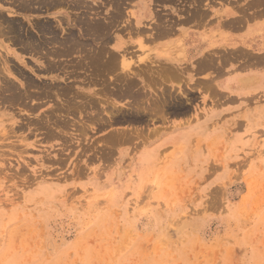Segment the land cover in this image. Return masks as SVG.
I'll list each match as a JSON object with an SVG mask.
<instances>
[{"label":"rangeland","instance_id":"rangeland-1","mask_svg":"<svg viewBox=\"0 0 264 264\" xmlns=\"http://www.w3.org/2000/svg\"><path fill=\"white\" fill-rule=\"evenodd\" d=\"M217 1H210L211 9L231 7L223 1L218 5ZM9 7L4 4L1 10ZM138 8L139 2L132 0L126 11L138 13ZM107 9L104 8L108 13ZM76 13L62 6L11 16L23 22L27 18L54 20L55 16L71 21ZM149 15L147 10L142 24L152 20ZM131 21L135 23V18ZM248 31L250 34L254 30ZM119 35L117 46L109 48L125 51L133 62L147 54L156 58L170 54L158 51V43L146 41L145 37L127 32ZM189 43L187 40L185 46ZM175 45L169 48L173 55L183 50L180 44ZM21 56L30 59L24 53ZM197 56L187 57L189 62L180 65H189ZM29 61L31 68L34 63ZM18 68L25 70L24 75L37 86L50 81L49 76L33 73L28 67ZM232 74L219 83L226 82ZM9 78L18 86L24 82L20 76ZM195 78L189 82L183 78V85L179 83L190 98V115L167 114L163 123L161 118L135 124L118 122L102 130L91 124L94 130L81 142L74 138L71 128L68 133L72 137L67 142L70 145L64 147L60 139H49L48 123L41 125L46 129L28 127L40 115L47 119L48 108L55 101H42L35 112H20L23 107L19 106L6 109L14 114V127L22 124L25 129L20 128L9 140L0 142V151L10 157L7 153H12L13 147L9 144H28L29 151L22 155L23 160H0V264H264V85L258 95L250 88L251 95L238 96L232 84L233 98L254 100L239 106L229 103L230 106L223 98L213 105L208 95L192 87ZM69 84L78 86L76 82ZM172 85L166 89L174 98H181L176 82ZM114 102L123 113L127 112L124 105L128 99ZM0 112H4L2 108ZM198 117L200 123L196 121ZM3 119L0 128L7 130L13 121ZM156 127L159 133L151 131V137L150 130ZM130 128L144 130L134 141L117 145L109 160H98L93 152L82 151L88 143L102 146V139L114 129ZM61 147L66 148V160H39L46 155L56 158Z\"/></svg>","mask_w":264,"mask_h":264},{"label":"bare ground","instance_id":"bare-ground-1","mask_svg":"<svg viewBox=\"0 0 264 264\" xmlns=\"http://www.w3.org/2000/svg\"><path fill=\"white\" fill-rule=\"evenodd\" d=\"M137 1L141 6L138 8V13L134 11L128 13L126 10L132 0H0V108L4 111L0 112V122H3V117L8 122L13 121L7 130L5 127L0 128V142L9 140L20 128L25 129L22 124V127L19 125L14 127L16 125L14 114L11 115L12 113L5 111L6 109L19 106L23 107L19 109L20 112L23 110L35 112L45 100L55 101L54 104L51 102L53 105L48 108L47 119L43 116L40 118V115L31 120L28 127L30 125L40 127L48 123L49 139L51 137L60 139L64 147L68 145V140H71L72 134L68 133L71 128L75 132L74 138L78 140L80 138L81 142L86 141L89 138V132L94 130L91 124L99 130L101 127L104 128L110 124L112 126L113 123L118 122L135 124L145 120L153 122L161 118L163 123L167 119V114L188 115L192 107H189V110L190 98L186 97L188 94L185 95L186 93L184 94V90L181 89L183 78H187L189 82L191 81L189 79L196 77L194 81L192 80L194 84H191L192 87L195 86L197 90H201L204 96L208 95L213 105L223 98H227L228 104L236 103V106L242 104L241 102L254 100L249 97L246 99L238 97L237 100L233 98L230 95L232 84L236 85L237 93L235 94L238 96H243L244 93L251 95L250 88L254 89L253 94L258 95L261 92V86L264 85V24L260 25L258 20L264 18V0H235L237 3H233L234 0H216L217 4L223 1L224 4L231 6H221L216 10L211 9V0ZM4 4L10 6L6 11L1 10ZM62 6L77 12L74 19L68 21L63 20L61 16H55L54 20L27 18L26 22H23L11 16L17 12L34 14L47 12ZM104 8H108V13ZM147 10L152 20L142 24V19L147 16ZM3 13L6 15L8 13L9 16H4ZM139 14L141 15L138 17ZM132 18H135V23L131 21ZM26 23L29 24L28 27H31L29 28L31 31L25 27ZM252 24L256 25L258 32L250 35L248 30ZM186 26L202 31L199 34L192 32L187 37L189 31L183 29ZM238 31H244V33L229 34ZM126 32L136 37H145V40L151 43L179 36L180 40L178 39L175 46L180 44L183 50L176 55L167 54L161 58L147 54L139 58L138 62H133L126 57L125 51L113 49L117 46L119 34ZM187 40L190 41L189 53H186L184 47ZM3 42L7 44L4 45ZM138 42H141L140 38ZM236 44L241 46L229 48ZM109 45L113 48H109ZM10 46L15 49H11ZM15 50H18V53ZM19 53L28 55L30 59L27 58L33 61L35 68H29V60ZM193 54L198 56L192 59L189 65H180L182 62H189L187 57ZM21 66L28 67L33 73L49 76L50 81H44L45 83H40L38 87L32 81L33 79L30 80L26 77L27 74L24 75L25 70L22 72L18 68ZM254 69H259L261 72L255 73ZM243 72H245L243 76L239 75ZM203 73L206 75L199 77ZM231 73L234 74L226 82L219 83ZM11 76H20L24 82L18 86L9 78ZM71 79L75 81L68 82ZM71 82L78 83L77 88L70 85ZM173 82H176L179 89L175 92L177 91L180 94L179 97L185 100L174 98V94L172 95L170 90L166 89L172 88ZM219 84L224 90H220ZM31 87L34 89L30 91ZM120 98L129 101L127 106L122 103L127 108L125 113L122 108H117L114 102L115 99ZM239 98L242 101L239 102ZM27 102L34 103L30 105L26 104ZM147 115L152 117L148 116V119H145ZM196 121L201 122L199 117ZM147 125L144 124V126ZM41 127L44 128V126ZM140 129H124V131L114 129L102 139V146L99 147L98 142L95 141L97 145L86 143L87 146L82 143L87 146V148L82 147V151L93 152L98 160H107V158L109 160L117 145L128 144L139 138L144 130ZM157 130L159 131V128L156 127L150 132L158 134ZM17 137L22 138L21 135ZM22 139L25 140V138ZM8 146L13 147L12 153H7L10 157L4 156L5 152L2 150L0 160H23L25 158H22L24 157L22 155L29 151L28 144L20 146L9 144ZM62 147L61 152L55 155L56 158L46 155V158L39 160H56L55 162L66 160L64 158L66 155H63L66 148ZM13 157L16 158L13 159Z\"/></svg>","mask_w":264,"mask_h":264},{"label":"crops","instance_id":"crops-1","mask_svg":"<svg viewBox=\"0 0 264 264\" xmlns=\"http://www.w3.org/2000/svg\"><path fill=\"white\" fill-rule=\"evenodd\" d=\"M146 20V19H145ZM263 21H264V18L262 19ZM262 20H258L259 22V24L261 25H263L264 24V22L262 21ZM264 27V26H263ZM262 27V28H263ZM250 28H252V29H254L255 28V30L254 31H252V32H250V34H256L258 31L256 30L257 29V27H256V25H254V24H252L251 26H250ZM185 31L187 30V31H189L188 32V34H187V37L188 36H190L191 34H192V32H197V33H200L202 30L201 29H194V28H192L191 26H186V27H184L183 28ZM217 30H219V29H217ZM256 31V32H255ZM241 33H242V31L241 32H238V33H236V34H231V33H229L230 35H241ZM178 38H180L179 36L177 37H172V38H170L169 40H167V39H163V40H158L157 41V43H158V45H156V49L158 50V51H161V50H165V52L166 53H170L171 54V52H170V50H169V48L171 47V46H173L177 41H178ZM180 40V39H179ZM173 41V42H172ZM185 47V51H186V53L190 50V47L189 46H184ZM189 53V52H188ZM245 73V72H244ZM247 73V72H246ZM240 74H242V73H240ZM204 75H206V73H203V74H201V75H199V77H204Z\"/></svg>","mask_w":264,"mask_h":264}]
</instances>
